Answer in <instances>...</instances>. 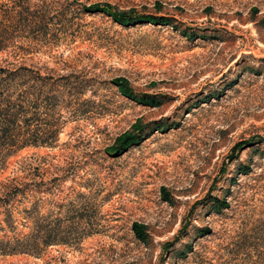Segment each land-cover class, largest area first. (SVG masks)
I'll use <instances>...</instances> for the list:
<instances>
[{"label":"rangeland","instance_id":"rangeland-1","mask_svg":"<svg viewBox=\"0 0 264 264\" xmlns=\"http://www.w3.org/2000/svg\"><path fill=\"white\" fill-rule=\"evenodd\" d=\"M60 2L24 60L42 78L26 128L57 141L4 175L25 170L28 190L0 209L15 249L0 264H264V0ZM141 129L138 146L111 151Z\"/></svg>","mask_w":264,"mask_h":264},{"label":"trees","instance_id":"trees-1","mask_svg":"<svg viewBox=\"0 0 264 264\" xmlns=\"http://www.w3.org/2000/svg\"><path fill=\"white\" fill-rule=\"evenodd\" d=\"M65 2L74 3L77 0H65ZM60 5V0H0V209H5L10 205L11 197L25 195L28 190V183L24 181L27 175L25 170H20L22 176H10L11 174L4 176L12 166V159L29 147L53 148L57 141V130L43 136L38 129L30 134L26 128L29 97L31 96L29 81L32 79L33 82L38 83L42 78L38 74L32 76V71L24 60L29 52L25 43L36 41L40 36L48 33L50 26L54 25L62 15ZM92 9L87 7L84 11L87 13L98 11L96 7L94 8L96 11ZM110 16L115 22L127 26L134 24L138 18L132 15L110 14ZM164 18L145 17L144 15L139 17V22L174 27ZM126 87L119 85L130 100L138 104L156 106L157 102L153 101L150 95L137 97ZM38 92L39 89L35 88V96ZM55 98L56 96L51 95L47 97V100L51 101ZM32 106L38 109L36 98ZM153 130L160 132L163 127L157 124ZM137 131L136 134L127 133L122 142L120 141L119 145L111 151L118 156L130 147L138 146L147 137L142 129ZM237 170L244 175L247 174V170L245 171L241 166ZM214 201V212H220L227 207L224 200L219 201L214 198ZM2 223L7 228L10 227V221L5 219L0 221V229ZM131 231L139 242L146 244L148 236L144 226L132 224ZM0 245V255L15 254L10 241L0 240Z\"/></svg>","mask_w":264,"mask_h":264}]
</instances>
